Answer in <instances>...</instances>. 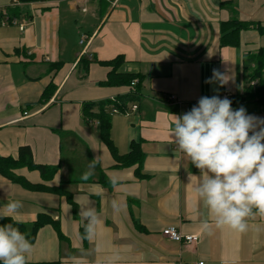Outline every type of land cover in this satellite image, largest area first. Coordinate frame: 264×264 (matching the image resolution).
<instances>
[{
  "label": "crops",
  "instance_id": "0c3cea01",
  "mask_svg": "<svg viewBox=\"0 0 264 264\" xmlns=\"http://www.w3.org/2000/svg\"><path fill=\"white\" fill-rule=\"evenodd\" d=\"M231 19L264 26V0H0V156L17 157L29 146L36 163L57 166L56 172L48 178L25 166L14 172L34 186L61 185L76 205L73 211L66 195L0 173V210L19 200L14 219L30 224L47 213L59 224V231L52 224L38 230L29 261L264 264V218L249 220L245 233L202 228L212 220L194 192L199 170L170 136L174 115L225 91L234 110L243 106L264 118V106L239 98L247 87L244 57L264 50V33L244 28L237 46H222L221 23ZM118 55L126 59L121 71L142 77L133 86L139 85L138 109L111 118L118 153L127 154L132 142L143 151L142 162L128 166L102 140L99 121L83 118L85 103L131 91L104 83L110 68L103 62ZM213 70L228 82H208ZM49 85L55 92L43 104ZM94 157L95 175L81 180ZM109 177L119 178L115 190ZM113 199L121 212L113 211ZM82 206L99 214L91 242L82 238ZM168 226L199 241H173L162 234Z\"/></svg>",
  "mask_w": 264,
  "mask_h": 264
},
{
  "label": "clouds",
  "instance_id": "9594fccd",
  "mask_svg": "<svg viewBox=\"0 0 264 264\" xmlns=\"http://www.w3.org/2000/svg\"><path fill=\"white\" fill-rule=\"evenodd\" d=\"M228 76L213 70L208 82L219 81L221 86ZM170 136L178 151L199 170V182L194 186L197 198L202 201L211 217L202 228L211 233L217 229L245 233L249 220L264 218V118L249 115L241 106L232 108V101L218 95L202 96L198 103L182 115H174ZM93 158L81 180L95 175ZM194 176L189 173V180ZM115 190L118 177H109ZM22 207L19 200L9 201L0 210V219L12 218ZM115 213L122 204L113 199ZM79 215L84 223L83 239L96 238L100 223L94 207L82 206ZM33 245L12 223L0 225V264H28Z\"/></svg>",
  "mask_w": 264,
  "mask_h": 264
},
{
  "label": "trees",
  "instance_id": "16d2710c",
  "mask_svg": "<svg viewBox=\"0 0 264 264\" xmlns=\"http://www.w3.org/2000/svg\"><path fill=\"white\" fill-rule=\"evenodd\" d=\"M23 2H32L38 0H21ZM254 26L261 33H264V26L260 23L243 22L239 19H231L229 21H223L221 23V37L220 44L237 46L240 43V33L244 28ZM126 59L123 55L104 61L103 64L110 68L108 72L107 80L104 82L107 85L118 86L126 85L130 86L131 91L121 94L114 99H106L97 102H87L83 106V118L86 123H90L92 120H98L100 125V133L102 140L108 145L113 156L118 160L120 165H132L135 163H141L143 160V151L140 148V144L137 142L131 143V150L124 155H120L110 137L111 118L112 114L110 110L112 108H118L119 110H125L128 106L140 99L139 85L135 89L131 86V82L138 78L139 81L142 77L137 73H128L121 71L122 65ZM244 71L247 75V87L244 95L239 97L241 100L256 103L264 106V50L260 49L258 52L248 54L244 57ZM255 81V84L252 82ZM55 92V85H49L43 92L41 103H46L50 100ZM238 98V99H239ZM21 166L28 167L30 169H38L43 176L52 177L57 170V166H47L38 164L33 160L32 150L29 146H21L18 151L17 157H3L0 156V173L14 182H20L21 184L30 188H41L51 191H55L58 194L66 195L69 202L73 205V211H76V205L71 197V194L65 189L60 187L50 188L43 185H32L25 179L18 176L14 171ZM12 223L13 226L18 227L19 230L24 233L27 239L32 243L35 241L38 230L45 224H52L59 231V224L47 213H39L36 220L27 224L16 219H0V225ZM82 236L84 235V226L81 230ZM86 240V239H85ZM28 264H60L58 260L51 261H37L32 262L28 260Z\"/></svg>",
  "mask_w": 264,
  "mask_h": 264
},
{
  "label": "built area",
  "instance_id": "2783aa9c",
  "mask_svg": "<svg viewBox=\"0 0 264 264\" xmlns=\"http://www.w3.org/2000/svg\"><path fill=\"white\" fill-rule=\"evenodd\" d=\"M14 3L15 4H19L20 0H14ZM21 29H23V26H21ZM135 84H136V80H133L131 82V85L135 86ZM252 84H255V81H253ZM225 97H227L228 99L231 100L232 99V93L230 91H225L222 94L221 98H225ZM137 109H138L137 103H132L124 111L123 110H119L118 108L114 107V108H112L110 110V112H111V114L121 113V112L128 113L130 111H135ZM162 234L165 237H167V238H169V239H171L173 241L181 242V243H184V244H191V243H195V242L199 241V235H197V234H183L178 229V227H176V226H168V227L164 228L163 231H162ZM189 264H205V261L199 260V261L191 262Z\"/></svg>",
  "mask_w": 264,
  "mask_h": 264
}]
</instances>
